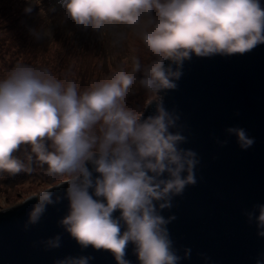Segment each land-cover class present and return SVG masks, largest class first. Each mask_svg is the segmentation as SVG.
<instances>
[{
  "label": "clouds",
  "instance_id": "9594fccd",
  "mask_svg": "<svg viewBox=\"0 0 264 264\" xmlns=\"http://www.w3.org/2000/svg\"><path fill=\"white\" fill-rule=\"evenodd\" d=\"M60 3L66 10L62 22L70 18L80 31L97 36L111 31L115 45L127 35L117 26L130 30L151 59L145 64L133 56L130 67H118L84 91L74 80L57 79L47 68L14 66L0 79V173H30L35 160L47 165L48 176L64 178L70 211L61 223L82 247L108 250L117 264H129L125 250L132 243L140 264H178L165 227L168 221L154 202L163 201L160 209L170 207L172 195L195 184V153L179 147L184 137L169 131L175 125L170 113L158 106L156 115L142 120L143 111L128 106L129 96L134 85L155 97L162 89H174L181 72L165 67L166 60L179 68L192 54H243L264 44V8L259 0ZM30 32L37 41L50 35ZM228 131L242 148L253 143L243 129ZM22 146L30 147L26 161L14 155ZM87 163L99 173L97 178ZM165 173L167 178L161 179ZM49 189L36 196L31 222L51 202ZM117 210L120 216L114 218ZM256 221L264 229V206H259ZM52 243L59 246L58 238ZM66 264H88V258H72Z\"/></svg>",
  "mask_w": 264,
  "mask_h": 264
},
{
  "label": "water",
  "instance_id": "95a60500",
  "mask_svg": "<svg viewBox=\"0 0 264 264\" xmlns=\"http://www.w3.org/2000/svg\"><path fill=\"white\" fill-rule=\"evenodd\" d=\"M259 3L264 8V0ZM169 65L181 72L176 87L162 89L141 119L163 107L175 118L169 131L184 137L179 147L194 152L197 160L195 184L172 195L170 207L160 209L163 201L154 202L168 221L178 264H264V235L259 234L264 229L256 221L264 206V44L243 54H192L179 68L166 60ZM229 129H243L251 146L242 148ZM86 166L93 179L99 176L91 163ZM166 178L167 173L161 177ZM68 186L50 187L51 202L35 223L37 195L0 210V264H66L80 257L88 264H117L113 253L82 247L62 225L70 211ZM113 216L119 218V210ZM56 238L59 246H53ZM124 258L140 264L134 244H128Z\"/></svg>",
  "mask_w": 264,
  "mask_h": 264
},
{
  "label": "rangeland",
  "instance_id": "374dc122",
  "mask_svg": "<svg viewBox=\"0 0 264 264\" xmlns=\"http://www.w3.org/2000/svg\"><path fill=\"white\" fill-rule=\"evenodd\" d=\"M1 1L0 8L7 7L8 11L0 12V79H4L17 64H27L47 68L57 79L74 80L78 89L84 91L106 80L118 67H130L133 56H139L145 64L151 59V54L130 30L117 26L116 30L125 31L127 35L115 45L111 31L97 36L80 31L70 18L62 22L66 10L60 0H25L24 7L4 5ZM29 6L31 12H25ZM31 29L50 32V35L37 41L31 35ZM133 87L135 91L129 96L128 106L137 111H143L151 99H158L136 85ZM29 153L30 147L22 146L14 155L26 161ZM31 167L30 173H0V210L38 195L64 179L48 176L47 165L41 166L35 160Z\"/></svg>",
  "mask_w": 264,
  "mask_h": 264
},
{
  "label": "trees",
  "instance_id": "16d2710c",
  "mask_svg": "<svg viewBox=\"0 0 264 264\" xmlns=\"http://www.w3.org/2000/svg\"><path fill=\"white\" fill-rule=\"evenodd\" d=\"M1 1V0H0ZM24 1L25 0H2L1 2L5 5V3L6 4H8V6H17V7H19V6H22V7H24ZM3 4H1L2 6H3ZM1 9V11L0 12H5V13H7V11H8V8L6 7V8H0Z\"/></svg>",
  "mask_w": 264,
  "mask_h": 264
}]
</instances>
